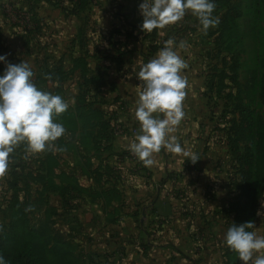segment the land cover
<instances>
[{
	"label": "crops",
	"instance_id": "obj_1",
	"mask_svg": "<svg viewBox=\"0 0 264 264\" xmlns=\"http://www.w3.org/2000/svg\"><path fill=\"white\" fill-rule=\"evenodd\" d=\"M92 7L93 1L85 12L72 13L70 4L64 5L65 18L80 25L64 33L60 49L50 50L45 59L46 79L53 86L58 87V83L52 75L61 72L63 89L68 85L78 90L97 89L92 94L93 104L108 114L110 128L103 136L109 143L102 152L111 157V162L104 161L97 170L111 173L109 186L115 195L106 201L94 196L83 207L86 258L91 264H242L224 242L227 229L238 217L232 205L238 194L239 175L229 166L232 155L228 133L220 125L223 118L218 116V109L213 111L210 101H196L202 79L198 81L195 71L188 67L183 70L188 81L187 100L183 101L185 117L174 133L199 161L192 164L190 158L162 148L154 154L155 163L146 167L128 144L141 134L135 110L143 81L137 75L159 50L143 49L140 36L114 38L117 30L108 27L114 22L108 13L97 14L94 30L88 29L81 18ZM101 8L105 10L106 6ZM81 32L84 35L79 38ZM94 33L103 35L97 36L104 44L96 42ZM80 40L85 42L83 50ZM131 40L138 44L133 50L125 49ZM82 58L86 76L77 64ZM258 212L262 214H257L255 225L264 235V200Z\"/></svg>",
	"mask_w": 264,
	"mask_h": 264
},
{
	"label": "rangeland",
	"instance_id": "obj_2",
	"mask_svg": "<svg viewBox=\"0 0 264 264\" xmlns=\"http://www.w3.org/2000/svg\"><path fill=\"white\" fill-rule=\"evenodd\" d=\"M92 1L94 8L88 14L83 13L81 18L90 30H94L97 14L108 13L107 17L114 21L108 27L119 31L115 32L114 38L128 40L131 35L140 36L143 49L147 51L160 50L169 39L174 40L177 46L185 41L187 46L177 50L183 55L182 58L187 59V67L192 73L195 71L198 81L199 78L203 81L198 82L196 101H210L213 111L217 108L218 116L223 118L220 123L223 130L230 134V129L234 126L232 121L239 119L236 108L239 101L245 99V82L252 76L248 73V68L250 70L253 64L248 63L236 72L234 69L251 58L255 44L250 36L246 46L233 52L228 51L231 20L227 19V15L236 17L240 29L245 33L249 32L252 22L244 13L249 0H215L213 15L219 17L220 22L210 28L207 34L190 11L174 25L143 32L140 27L143 16L139 12L143 0ZM66 3L69 5L70 1L0 0V55L7 57V63L27 62L34 72L33 82L36 86L42 91L61 96L69 104L67 110L74 120L72 125L61 123L66 132L54 142V148L33 154L28 152L26 143L15 146L9 157L7 171L0 175V233L9 225L8 207L15 197L14 191L19 200V209L25 211L30 227L46 234L44 242L50 246H44L41 250L48 264H63L59 253L68 256L66 264H91L83 252L84 245L88 243L83 207L94 196L106 201L115 194L109 186L108 178L111 173L102 169L105 174H101L97 170L104 161L107 163L111 159L102 152L109 139L89 134L93 130L98 133L99 129L109 123L106 109L93 104L92 94L97 89H90L87 99L81 101V93L77 87L68 85L66 89H59L46 79V53L55 48L58 51L63 34L80 25L77 20L69 21L65 18L62 8ZM104 6L105 10L101 8ZM100 34L94 33V39L104 44L101 38L103 35L97 36ZM84 43L81 40V45ZM137 44L131 40L124 48L133 50ZM243 49L244 55L240 56L239 51ZM5 70L6 64L0 63V75ZM229 137L231 139L232 136ZM233 157L230 158L229 166L236 168L239 175V165ZM46 163L53 168L48 174V179H51L49 184L57 183L67 191L65 195L57 192L44 193ZM9 181L16 184L14 190L9 186L13 183ZM51 245H55L56 252L50 251Z\"/></svg>",
	"mask_w": 264,
	"mask_h": 264
},
{
	"label": "clouds",
	"instance_id": "obj_3",
	"mask_svg": "<svg viewBox=\"0 0 264 264\" xmlns=\"http://www.w3.org/2000/svg\"><path fill=\"white\" fill-rule=\"evenodd\" d=\"M215 8V0H143L139 6L143 16L140 27L143 32L164 29L181 21L190 11L207 34L220 22L213 15ZM186 46L185 41L177 46L169 39L137 75L143 81L135 110L141 134L128 144V149L146 167L155 163L154 154L162 148L190 158L192 164L199 161L198 155L174 135L185 117L183 101L188 84L183 75L187 64L177 49ZM0 63L6 64L0 75V175H3L10 154L20 143H26L28 152L33 154L54 148V142L66 132L55 118L65 113L69 104L59 95L40 90L33 82L34 72L27 62L7 63V57L0 55ZM224 242L242 264H264V235L254 222L239 226L232 223ZM0 264H7L3 255Z\"/></svg>",
	"mask_w": 264,
	"mask_h": 264
},
{
	"label": "trees",
	"instance_id": "obj_4",
	"mask_svg": "<svg viewBox=\"0 0 264 264\" xmlns=\"http://www.w3.org/2000/svg\"><path fill=\"white\" fill-rule=\"evenodd\" d=\"M69 1L72 13L83 12L92 2V0ZM244 13L250 17L252 22L250 31L247 33L240 29L236 17L227 15V19L231 20L228 51L233 52L239 47L246 46L247 38L250 36L255 44L251 58L245 61L244 65L236 66L234 69L236 72L248 63L253 64L254 67L250 70L248 68V73L252 76L248 82H245V99L239 101L236 108L239 119L232 121L234 126L230 129V134L228 133L229 136H232L231 139L228 136L231 155L235 157L233 158L239 165L238 194L232 205L233 211L238 215L235 222L237 226L248 221L255 223L257 213L264 200V0H249ZM83 35L81 32L79 38ZM79 46L82 50L84 49L85 45H81V40ZM244 52V49L239 51V55L243 56ZM83 60V58L78 59L77 64L82 70V75L86 76V66ZM64 79L61 72L52 75V80L58 83L57 88L59 89H63L60 85ZM89 90V88L82 87L79 89L81 101L87 99ZM55 121L66 125L74 123L68 110L56 117ZM109 128L110 124H107L103 129H99L98 133L93 130L89 136L105 137L103 135ZM46 166V170L44 169L47 171L44 176V193L57 192L59 195H65L67 191L60 188L61 186H58L57 183L49 184L51 179H48V174L53 168L47 163ZM9 186L14 190L16 184L13 183ZM13 197L10 207H8L9 225L0 233V255H3L7 264H48L41 250L44 246H50L49 243L44 242L46 234L30 227L25 211L19 209V200L14 191ZM50 251L56 252L55 245H51ZM232 253L237 256L236 253ZM59 256L63 260V264H66L68 256L60 253Z\"/></svg>",
	"mask_w": 264,
	"mask_h": 264
}]
</instances>
